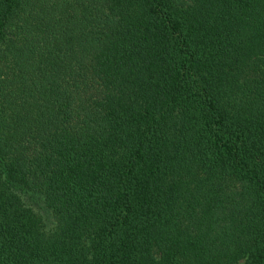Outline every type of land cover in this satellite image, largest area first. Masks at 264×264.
Masks as SVG:
<instances>
[{
  "label": "trees",
  "instance_id": "obj_1",
  "mask_svg": "<svg viewBox=\"0 0 264 264\" xmlns=\"http://www.w3.org/2000/svg\"><path fill=\"white\" fill-rule=\"evenodd\" d=\"M0 264H264V0H0Z\"/></svg>",
  "mask_w": 264,
  "mask_h": 264
}]
</instances>
